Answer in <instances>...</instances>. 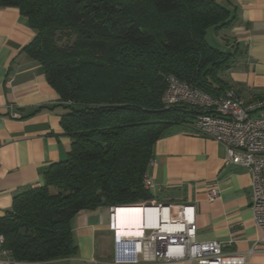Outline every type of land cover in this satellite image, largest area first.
Listing matches in <instances>:
<instances>
[{"label": "trees", "instance_id": "obj_1", "mask_svg": "<svg viewBox=\"0 0 264 264\" xmlns=\"http://www.w3.org/2000/svg\"><path fill=\"white\" fill-rule=\"evenodd\" d=\"M35 33L22 49L66 104L60 125L66 158L42 172L43 184L16 195L0 217V254L42 263L75 255L70 222L81 210L147 205L143 177L155 142L195 113L166 109L173 75L212 97L234 54L211 46L235 18L215 0H0ZM191 127V126H190Z\"/></svg>", "mask_w": 264, "mask_h": 264}, {"label": "crops", "instance_id": "obj_2", "mask_svg": "<svg viewBox=\"0 0 264 264\" xmlns=\"http://www.w3.org/2000/svg\"><path fill=\"white\" fill-rule=\"evenodd\" d=\"M215 1L235 18L231 26L214 29L212 44L206 40L234 54L219 78L246 101L262 99L264 0ZM34 34L18 9L0 7V217L11 209L16 195L43 184L44 169L63 161L70 146L60 125L69 111L66 104L47 83L42 67L22 52ZM224 159L222 144L195 134L189 125L174 126L153 146L146 171L153 181L148 190V203L153 204L147 205H170L172 216H178L183 205H193L197 240H217L225 253L251 251L246 264H264V235L250 208V175ZM211 188L218 191L213 201L207 197ZM110 209L99 206L72 217L74 256L26 263L0 254V264H113Z\"/></svg>", "mask_w": 264, "mask_h": 264}, {"label": "built area", "instance_id": "obj_3", "mask_svg": "<svg viewBox=\"0 0 264 264\" xmlns=\"http://www.w3.org/2000/svg\"><path fill=\"white\" fill-rule=\"evenodd\" d=\"M161 103L166 109L180 108L194 112L190 125L194 133L222 144L226 164L247 170L251 178L253 221L264 235V98L246 101L233 91L212 97L173 75H167ZM152 185L153 181L146 173L143 186L149 190ZM207 197L210 201L215 200L218 191L209 189ZM151 207L157 210L156 221L152 225L143 224L141 233L133 237H121L117 233L115 212H110V225L115 232L113 264L158 261L246 264L251 251L225 253L217 240H197L193 205H183L178 216L171 215L170 205ZM1 254L4 256L5 252Z\"/></svg>", "mask_w": 264, "mask_h": 264}, {"label": "bare ground", "instance_id": "obj_4", "mask_svg": "<svg viewBox=\"0 0 264 264\" xmlns=\"http://www.w3.org/2000/svg\"><path fill=\"white\" fill-rule=\"evenodd\" d=\"M157 210L153 207H119L115 211L117 233L121 237H133L141 233L143 224L152 225L156 221Z\"/></svg>", "mask_w": 264, "mask_h": 264}, {"label": "rangeland", "instance_id": "obj_5", "mask_svg": "<svg viewBox=\"0 0 264 264\" xmlns=\"http://www.w3.org/2000/svg\"><path fill=\"white\" fill-rule=\"evenodd\" d=\"M213 34H214V28H209L207 30V33H206V40L211 43V40L213 38ZM212 44V43H211ZM148 204H153V203H148ZM119 208V207H118Z\"/></svg>", "mask_w": 264, "mask_h": 264}, {"label": "water", "instance_id": "obj_6", "mask_svg": "<svg viewBox=\"0 0 264 264\" xmlns=\"http://www.w3.org/2000/svg\"><path fill=\"white\" fill-rule=\"evenodd\" d=\"M139 208L145 209L146 207H151V206H137ZM111 212H115V208H112Z\"/></svg>", "mask_w": 264, "mask_h": 264}]
</instances>
